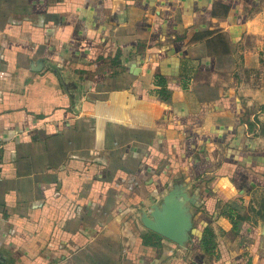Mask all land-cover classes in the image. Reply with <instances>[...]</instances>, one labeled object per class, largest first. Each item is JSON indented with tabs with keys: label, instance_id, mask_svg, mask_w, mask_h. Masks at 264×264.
I'll list each match as a JSON object with an SVG mask.
<instances>
[{
	"label": "crops",
	"instance_id": "1",
	"mask_svg": "<svg viewBox=\"0 0 264 264\" xmlns=\"http://www.w3.org/2000/svg\"><path fill=\"white\" fill-rule=\"evenodd\" d=\"M258 7L0 0V264H264L231 206L264 185L238 93ZM171 190L183 244L144 224Z\"/></svg>",
	"mask_w": 264,
	"mask_h": 264
},
{
	"label": "rangeland",
	"instance_id": "2",
	"mask_svg": "<svg viewBox=\"0 0 264 264\" xmlns=\"http://www.w3.org/2000/svg\"><path fill=\"white\" fill-rule=\"evenodd\" d=\"M258 6L264 11V0H258ZM247 46L238 69L241 118L249 135L264 140V38H250ZM231 206L240 212L237 221L245 220L264 230V185L235 199Z\"/></svg>",
	"mask_w": 264,
	"mask_h": 264
},
{
	"label": "water",
	"instance_id": "3",
	"mask_svg": "<svg viewBox=\"0 0 264 264\" xmlns=\"http://www.w3.org/2000/svg\"><path fill=\"white\" fill-rule=\"evenodd\" d=\"M178 193L177 190H171L161 204H153L150 217H144V224L162 236L183 244L189 237L192 221L179 199L185 194Z\"/></svg>",
	"mask_w": 264,
	"mask_h": 264
},
{
	"label": "built area",
	"instance_id": "4",
	"mask_svg": "<svg viewBox=\"0 0 264 264\" xmlns=\"http://www.w3.org/2000/svg\"><path fill=\"white\" fill-rule=\"evenodd\" d=\"M1 140V139H0ZM1 178H2V173H1V171H0V181H1Z\"/></svg>",
	"mask_w": 264,
	"mask_h": 264
}]
</instances>
